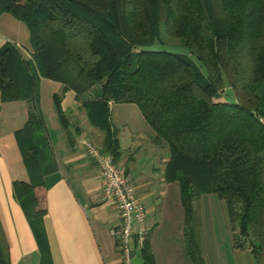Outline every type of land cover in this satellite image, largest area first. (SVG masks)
<instances>
[{"label": "trees", "instance_id": "obj_1", "mask_svg": "<svg viewBox=\"0 0 264 264\" xmlns=\"http://www.w3.org/2000/svg\"><path fill=\"white\" fill-rule=\"evenodd\" d=\"M22 20L29 50L0 44V102L26 101L14 130L27 179L12 181L27 219L39 220L35 189L53 155L38 103L39 79L71 89L88 120L103 130L114 159L115 131L107 102H133L165 148L163 178L178 183L185 248L201 256L192 201L201 193L223 200L235 229L234 247L264 251V0H0V13ZM164 33L180 37L203 69L184 53L152 48ZM229 86L234 102L215 93ZM68 140L67 117L53 93ZM196 220V221H195ZM245 237V240L242 238ZM38 264H52L38 240ZM144 260L149 251L144 240ZM0 264H9L0 227Z\"/></svg>", "mask_w": 264, "mask_h": 264}, {"label": "crops", "instance_id": "obj_2", "mask_svg": "<svg viewBox=\"0 0 264 264\" xmlns=\"http://www.w3.org/2000/svg\"><path fill=\"white\" fill-rule=\"evenodd\" d=\"M73 97L74 92L67 89L63 92L61 100V106L68 110L70 140L65 134L63 137H49L45 126L54 165L43 175V185L38 190L35 189L37 206L44 209L38 221L26 218L20 202L13 195L12 181L27 179L21 158L19 155L18 158L14 157L18 154L16 151L5 150V153H0V227L7 245L9 264H38L39 239L46 243L52 264H118L119 253L110 234L111 227L117 223L116 210L102 195V181L97 167L84 153L81 144V140L87 138L101 146L103 130L88 120L80 101ZM113 103L115 102L108 101L107 107ZM135 107V110L130 108V115L115 118V122L124 126L130 123V128L134 131H130L131 138L140 137L138 125L144 124L143 127H147L143 135L146 140H150H147L151 146L150 154L156 165L152 163L145 168L134 167L133 154L142 143L131 142L125 152L116 127L109 119L117 139L114 160L120 170L129 177L145 208L148 260L143 259L141 247L133 248L131 238L130 246L142 264H194L184 248L182 212L178 214L175 227L172 225L167 229V180L163 178L162 173L166 159L165 148L151 141L153 131L138 107ZM15 122L17 128L23 120L20 124L17 119ZM76 136H79V139ZM58 143L61 144L60 149L55 147ZM202 237L203 234L199 236L201 256L207 264L203 250L206 243ZM246 246L243 245L242 248Z\"/></svg>", "mask_w": 264, "mask_h": 264}, {"label": "rangeland", "instance_id": "obj_3", "mask_svg": "<svg viewBox=\"0 0 264 264\" xmlns=\"http://www.w3.org/2000/svg\"><path fill=\"white\" fill-rule=\"evenodd\" d=\"M159 27L160 41H155L150 45V47L162 48L187 54L201 70L203 69L194 55L187 50L180 37L168 35L164 33L162 26ZM5 40L15 43L23 54H27L29 45L28 31L25 23L8 12H1L0 44H2ZM224 88L225 87H223L220 91ZM53 93L59 95V106L67 117L68 110L61 106L63 93L60 94L59 83L55 80L42 77L39 80L38 85V103L48 136L54 137L55 135L57 137L60 135V137H63L65 131L58 118L56 107L54 105ZM25 106H27L26 101L22 99H11L0 102V153H5V150L10 152L16 151L18 154L14 157L18 158V155L20 157L19 149L14 136V130L18 127L15 128L16 125L14 123H16V119L19 124L22 120L24 122L26 117ZM130 108H133L134 110L136 109L134 103L126 104L125 102H115L112 105H108L107 118L108 120L111 119L114 123L119 141L123 147L122 149L125 152L128 151V146L131 142L140 141L142 143V145L136 149L133 154L132 165L134 167L138 166L145 168L152 163L156 165V162H153L155 159H152L150 154L151 146L148 143L150 140L147 139V141L143 135V131H145L147 127H143L144 124L142 126L138 125L137 130L141 132V138H137L136 136L131 138L132 136L130 137L129 135L133 131V129L130 128L132 125L129 122V124L125 126L119 122H115V118H124V116L130 115L132 112ZM66 127L68 131L71 132V126L67 124ZM76 138L79 139V136H76ZM55 147L60 149L61 144L58 143L57 146L55 144ZM99 147L103 149L102 146ZM129 150H131V148H129ZM166 199L168 229L172 225L175 227L178 214H181L182 212V206L178 195V183L176 180L167 181ZM192 206L195 210V216L199 219L198 225H196V227H198L199 236L203 234L202 238L205 239L204 241L206 244L203 246V250L204 255L206 256L207 264H264V251L255 255L247 246L244 248L232 247L231 233L235 229V224L231 223L226 216L222 199L218 198L214 193H201L192 201ZM146 228H148L147 222Z\"/></svg>", "mask_w": 264, "mask_h": 264}, {"label": "built area", "instance_id": "obj_4", "mask_svg": "<svg viewBox=\"0 0 264 264\" xmlns=\"http://www.w3.org/2000/svg\"><path fill=\"white\" fill-rule=\"evenodd\" d=\"M84 153L92 160L101 178L102 195L116 210L117 223L111 227L110 234L119 253L118 264H130L133 248L141 247L147 232L145 208L135 193L129 177L124 174L109 151L101 149L87 138L81 140ZM132 239L133 248L129 239Z\"/></svg>", "mask_w": 264, "mask_h": 264}, {"label": "water", "instance_id": "obj_5", "mask_svg": "<svg viewBox=\"0 0 264 264\" xmlns=\"http://www.w3.org/2000/svg\"><path fill=\"white\" fill-rule=\"evenodd\" d=\"M214 95L215 97L222 96L225 101L234 102V96L229 86H226L222 91H218ZM242 239L245 240V237ZM243 245L245 246L246 242H243ZM130 264H142V262L138 255H133Z\"/></svg>", "mask_w": 264, "mask_h": 264}]
</instances>
